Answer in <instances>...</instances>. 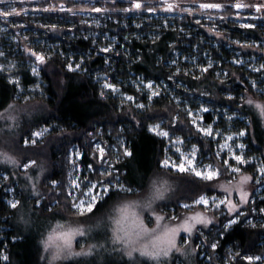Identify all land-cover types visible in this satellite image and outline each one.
Masks as SVG:
<instances>
[{"label": "clouds", "instance_id": "1", "mask_svg": "<svg viewBox=\"0 0 264 264\" xmlns=\"http://www.w3.org/2000/svg\"><path fill=\"white\" fill-rule=\"evenodd\" d=\"M21 2L35 7L27 28L30 35L10 38L9 47L11 40L16 41L13 55L21 58L16 63L24 68L51 66L55 71L49 82L41 80L27 95L18 92L0 98V169L11 168L24 181H17L20 191L11 200L18 201L17 206L0 211L9 214L17 228L34 235L39 249L35 264H232L238 253L229 244L227 255L222 256L217 251L221 245L218 237H224L242 217L241 228L246 230L247 240L235 243L248 250L256 241L250 250H257L253 257L260 259H253L252 264H264V218L257 214L254 221L244 213L234 215L240 205L248 202L253 190L264 188V136H257L258 130L264 132V7L257 10L251 6H264V0H243L244 6L239 9L234 7V0H219L216 4L202 0H136L135 4L132 0ZM234 9L248 11L258 26L248 29L241 25L243 32L229 28V22L239 23L233 17L241 16ZM28 14L29 8L23 7V15ZM110 20H116L126 34L120 44L116 36L103 33L104 52H116L106 60L103 72L91 64L85 68V59L70 72L58 67V62L67 60L65 51L60 50L64 45L68 46V54L91 56V51L85 53L81 45L91 40L95 46L99 30ZM6 31L0 29V71L11 72L8 66L14 62H3L9 55L3 47ZM171 33L175 38L168 42L165 37ZM136 42H142L148 52L139 53ZM25 44L42 49L45 60L35 64ZM164 44L166 49L162 48ZM161 51L163 54H158ZM109 77L135 86L133 91L138 94L125 96L119 87H113L110 96L101 84ZM69 81H84L90 86L80 103L93 99L103 105L102 114L88 121L91 126H112L118 143H124L129 135L139 140L142 132L156 141L152 165L141 171L138 186L119 183L125 186L121 188L116 184L98 192L96 199L84 203V207L75 190L65 194L62 179L55 178L58 164L52 158L54 148L59 149L69 137L84 135L85 131L74 122L53 118L58 115ZM50 88L54 95L48 91ZM117 98L119 112L113 104ZM211 116L218 119L208 122ZM43 124L47 126L41 129L39 141L32 136L25 143V135ZM118 124L123 127L116 128ZM68 126L77 130L69 132ZM163 140L167 144L161 153ZM30 160L35 163L25 168V161ZM7 179L0 171V183ZM67 187L72 189L73 185ZM9 191L15 192L12 188ZM236 197L239 200L233 203ZM229 201L236 207H228L226 216L223 206ZM118 204L129 205L122 217V226L129 235L121 232V239H114L113 229L118 225L111 227L109 210ZM132 213L144 224L147 221L148 229H154L136 243ZM197 214L204 219L195 218ZM157 215L161 217L159 222ZM60 219L77 224L81 231L67 235L70 246L46 247L49 230ZM185 220L187 225L174 233V246L170 242L173 236L165 234L153 242L150 253L135 250L163 233L165 226H180ZM213 243L216 247L209 248ZM2 259L8 260V255Z\"/></svg>", "mask_w": 264, "mask_h": 264}, {"label": "trees", "instance_id": "2", "mask_svg": "<svg viewBox=\"0 0 264 264\" xmlns=\"http://www.w3.org/2000/svg\"><path fill=\"white\" fill-rule=\"evenodd\" d=\"M53 2H56V0H53ZM11 4V3H10ZM18 7H28L29 8V14L28 16L20 15L19 20L20 22H25L26 27L28 28L32 18L33 13L31 11L32 8L35 7L34 4L24 5L19 4ZM240 11L241 16H244L246 14H249L246 10H233ZM52 15H55L53 13ZM134 18V16L132 17ZM236 17L234 16L233 19ZM15 18H11L10 21L16 22ZM4 22L9 29L11 28V24L8 23V20H5L3 18H0V22ZM129 23L131 24V18L129 19ZM34 27V25H33ZM229 28L236 27L240 29L241 32L245 31V29L241 28V25L232 24L229 22L228 24ZM25 27H18L19 32L16 34L14 31L12 32L14 34V37H23V36H29L30 32ZM25 29V31H24ZM13 30V29H12ZM100 31V37L98 43L105 44L103 42L104 35L103 33H107L108 36H116L120 44H123V35L126 33L123 30H120V26L117 24L116 20H110L106 22V26L99 30ZM250 31V30H249ZM175 38V34L171 33L170 35H166L165 39L168 42H171V39ZM10 40L6 39L3 36V47L4 49L9 53L8 58L12 59L14 61V67L9 73L10 75H15L19 79V85L17 86L16 82L11 81L8 75V72L6 71H0V98H8L10 93L15 94L18 93V88L27 89L33 85H36L41 80H44L45 82L50 81V74H54L53 68L49 66L48 68L39 67V77L37 78L34 74L31 73L29 67L24 68L21 67L16 61L21 59L20 57L14 56L12 51H10L9 47ZM54 43V42H49ZM117 46V48L120 47ZM22 46V41H21ZM84 47L85 53H87L89 50L91 51V56H85L84 54H76L71 55L68 54V46L64 45L60 49L61 51H65L67 55V60H65L63 63L58 62V67L62 68L65 72H70L67 64L69 59H74L78 64L81 59H85L86 63L84 65L85 68L88 67V64H91L92 68L98 69L99 71L103 72L104 70V64L106 60L108 59V55L110 57H114L116 55V52H103L98 47L97 44L95 46H92L91 40L87 41L85 45H81ZM163 49L167 48V44H164L162 46ZM39 50L40 48H33V50ZM136 49L139 53H147L148 50L144 47H142V42H136ZM42 50V49H40ZM131 51V49H130ZM158 54H163V52H159ZM225 55H230L229 53H225ZM145 59H147V56H145ZM92 61H95V63H92ZM114 66L115 65V62ZM139 74V73H137ZM95 75V73H93ZM112 79V78H111ZM114 83L120 84L122 86V83H120L116 79H112ZM43 87V85H41ZM89 85L87 82L81 81L79 84H76L74 81H69L68 90L66 94L63 96L60 104V109L57 116H54L55 119H60L62 121L67 122H74L78 125L79 128H84V135L71 138L69 137L64 143H62L59 147V149H53L52 152V158L57 162L58 167L56 171L55 178L62 179L63 185H64V191L67 195L66 191V182H67V176H68V150L69 147L72 145H76L82 150V155L79 159V163L82 166L92 164L95 167L98 165L95 164L94 160L96 159V153L93 151V143L91 141L92 138L98 139L101 138L102 134L106 135L107 131H110L112 135H117V132L112 129V126L107 124L102 125H96L95 127L91 126L88 121L92 120L94 116H98L102 114L103 105L99 102L89 99L86 104L80 103V99L87 95L89 90ZM124 92H127L129 94H134L133 88L130 86H126L123 88ZM100 86L97 85L95 87L96 94L99 95L100 92ZM51 95H54V91L50 88L48 89ZM111 96V95H110ZM115 111H120L119 106V99L113 101ZM40 126H47V124H43ZM34 127L31 129L29 133L26 135L31 139V133L34 129H37L38 127ZM123 127V125H116V128ZM77 129L72 128L68 126L69 132H75ZM97 130H99V134L97 135ZM91 133L92 135H89ZM153 136L155 134L152 133ZM264 136V135H263ZM130 141V143H129ZM126 144L129 148L130 155L125 156L123 155L122 160L115 163V169L117 175L120 176V182H122L126 187L131 186V184L139 185L140 183V173L141 171L148 170L152 165V155L155 152L156 149V141L155 139L146 132H142L140 134L139 140L133 139L131 135L127 136ZM165 142L164 140L160 144V151L163 153L164 151ZM92 154V156H91ZM26 162V161H25ZM97 172V168L95 169L94 174ZM96 175H98L96 173ZM52 177L49 178L51 180ZM130 183V184H129ZM264 192V191H263ZM6 197L7 192L5 189V184L0 183V208H9L10 206L6 203ZM264 208V193H261L260 196L254 197V200L249 202V205L246 209L245 216L251 217L254 221L257 218V214H259L262 218H264V214L260 211V209ZM243 223V217L241 218V221L237 222L232 226V228L225 234L224 237H218V239L221 240V245L218 246L217 251L220 252L222 256L227 255L226 249L229 244H231L232 251L234 253H238L233 259L232 264H252V261H248L245 259H242L243 257L248 256H254L255 254H258L257 250H250L251 248L255 247L256 241H253L252 244L249 245L248 250H244L242 246L237 247L235 242H238L240 244H244L247 240V232L245 229L241 228V224ZM0 229H3V232L5 233L4 240L0 242V245L4 249L5 253L8 255V260H5L3 262H0V264H35L36 260L38 259V246L35 243V237L34 235H31L29 232H25L20 228H17L14 220L9 219V214L0 211ZM209 248H211V245H209ZM256 264H261L260 261H256Z\"/></svg>", "mask_w": 264, "mask_h": 264}, {"label": "rangeland", "instance_id": "3", "mask_svg": "<svg viewBox=\"0 0 264 264\" xmlns=\"http://www.w3.org/2000/svg\"><path fill=\"white\" fill-rule=\"evenodd\" d=\"M12 2H13V0H6V3L10 4ZM203 2L214 3V2H219V0H203ZM11 18L17 19V20H15L16 22L10 21ZM19 18H20L19 16H15V15L8 17V19H7L8 23L11 24V28L13 30L9 29L4 22H2V21L0 22V29H7V31L3 33V36L6 39L10 40L11 37H14V34L12 32L14 31L17 34L19 32L18 27L27 28L25 22L18 21ZM235 19L239 20V23H236L237 25H242V24H246V23H253V21L250 18V13L246 14L244 16L236 17ZM24 31H25V29H24ZM103 42H104V40H103ZM117 46H119V44ZM15 47H16V41L15 40H11L10 51L15 49ZM97 47L101 51L104 52L103 49L105 47V44L97 43ZM118 50H119V48H117V51ZM33 51L34 52L43 53L42 50H40V49L39 50L35 49ZM107 57L109 58L110 55H108ZM32 59H33V62L35 64H37V65L39 64L38 61H35V57L34 56H33ZM72 60H74V59L73 58L69 59V61H72ZM9 61L14 62L10 58H8L7 61H3V62L6 63V62H9ZM68 64H69V62H68ZM68 64H67V66H68ZM76 64H78V63L76 62L75 64H73V68H75ZM29 69H30L31 73L34 74L32 72V68L29 67ZM9 73L10 72H8L9 78H10L11 81H13L11 79L12 75H10ZM34 75L37 78L39 77V75H36V74H34ZM145 82H147V81H145ZM101 84H103V85L112 84L114 87H119L121 92H123L125 94V96H127V95L135 96V95L138 94V93L129 94L127 92H124L123 88L126 87V86H130V84L128 82H124V83H122V86H121L120 84L114 83V81L111 79V77H109V80H102ZM34 86L35 85L27 88L26 90L19 87L18 90H19V92H23L25 95H27L28 93H31V92H33L35 90ZM130 87L134 89L135 86H130ZM104 90L107 91L109 93V95H112L111 88H108V87L105 86ZM216 119H218L216 116H211L210 118H208V122H212L213 120H216ZM43 127H46V126H40L37 129H34L32 132L41 131V129ZM153 134H155V133L153 132ZM263 135H264V132H260L259 130L257 131V136H263ZM31 136H32V133H31ZM116 136L117 135H115V134L112 135L110 133V131H107L106 135L105 134L101 135V138H98V139L92 138L91 139V141L93 143V146H92L93 151H95V153L97 154L96 155V159L94 160V162L98 166L95 167V168H94V166L92 164H88V165L82 166L79 163V159H80V157L82 155V150L79 147H77L76 145H72V146L69 147L68 154H67L68 155L67 157H68L69 169H68V176H67V182H66V191L68 193L69 191L75 190L74 194L76 196H78L79 197V201L80 202H84L85 205L88 202H90L91 195H96L98 192H102L103 191L102 190L103 189V185L107 184V185H109V189H111L118 182L122 183V182H120V176L117 175V173H116L117 171L115 169V163L120 161V160H122L121 157L123 155H125L124 154V150L127 149L128 152H129V148H128L126 142L118 143L117 139H116ZM24 139L30 140V138L27 135H25ZM36 139H37V141H39L40 138L36 137ZM164 142H165V145H166L167 141L164 140ZM97 146H99V147H97ZM91 156H92V154H91ZM125 156H128V155H125ZM225 158H227V156ZM25 163H27V161ZM96 168H97V172L96 173L98 175H96V173L94 174ZM0 171L3 172V175L8 177V179L6 181H4L5 189H6V192H7L6 203L8 204V202L13 199V196L17 195L19 193V191H20V189L18 187V184H17V181H19V183H23L24 181H23V177L22 176H18L16 174V172L14 170H12L11 168L0 169ZM21 171H23V170H21ZM105 173H109L110 175H105ZM72 180H76L77 181L78 187L73 185V188L69 189L67 187V185L71 184ZM93 185H95V187H92ZM10 188L14 189L15 192L9 191ZM263 191H264V188H261L259 192L253 190L250 193V196L248 198V202L246 204L240 205L237 208V212L234 213V215L235 214H239V213L246 214V209H247V207L249 205V202L254 200V197H258V196L261 195V193H264ZM238 200H239V197H236L233 200V203H237ZM122 206H123L122 204H118V205H116L115 208H112V209L109 210V218L111 220V227L112 228L116 227V224H115L114 221H115V219L119 218L120 213H119L118 209L120 207H122ZM223 210L225 212V215L227 216V214H228V205L227 204H225L223 206ZM262 214H264V212H262ZM153 219H154V215H153ZM59 222H60V224L64 225V228L62 230H67V228H69V227H77L78 226L77 224H74V223H72L70 221H66L64 219H60ZM54 226H55V224L52 225V227H54ZM145 226L146 227L148 226L147 221H145ZM152 226L154 227L155 224H153ZM49 231H51V230H49ZM4 237H5V233L3 232V229H0V242L4 240ZM198 242H199L198 240L194 241V243H198ZM4 254H6V253H5L4 249L2 248V246L0 245V262L5 261V260L2 259ZM248 257H253V256H248ZM242 259L250 261L249 259H247V257H243Z\"/></svg>", "mask_w": 264, "mask_h": 264}, {"label": "snow or ice", "instance_id": "4", "mask_svg": "<svg viewBox=\"0 0 264 264\" xmlns=\"http://www.w3.org/2000/svg\"><path fill=\"white\" fill-rule=\"evenodd\" d=\"M133 4L136 3V0H132ZM202 3H206V2H203L202 0ZM217 2H214V3H206V4H216ZM19 4H22L21 0H13V2L11 4L9 3H6V0H0V17H3L5 20L8 19V17L10 16H20L23 14V7H18L17 5ZM244 6V2L243 0H239V2H236V0H234V7L236 9H239V8H242ZM253 8L257 9V10H260L262 7L261 4L259 3H256L254 5H251ZM237 15H239L237 13ZM244 27L248 28V29H253L255 27H257L258 25H256L255 23H246V24H242ZM16 37H13V39H15ZM21 39H24V37H20ZM25 49L29 52V53H32V55L35 57V61H39V62H43L45 60V56L43 53H40V52H34L33 51V48L29 47L27 44L24 45ZM104 51H107V48L104 49ZM0 55H3V53H0ZM9 69L13 68L14 65H9L8 66ZM75 67H79L78 64L75 65ZM3 68V65H0V69ZM68 68L69 70H72L73 69V64L72 63H69L68 64ZM262 68H264V66H262ZM32 72L36 75H39V68L37 66H33L32 67ZM11 79L13 81L16 82L17 86L19 85V79L18 77H16L15 75H13L11 77ZM38 86V85H36ZM106 87L108 88H113L114 86L112 84H106L105 85ZM46 130V129H45ZM42 131H35L32 133V136H35V137H40L42 136ZM29 140H26L25 143H28ZM33 143H35V141H32ZM99 147V146H97ZM124 154L125 155H130V153L128 152L127 149L124 150ZM3 156L9 158V159H13L12 157H8V154L7 153H3L2 154ZM237 159H239V157H237ZM35 161H28L24 167L25 168H28L30 164H34ZM105 175H110L109 173H105ZM53 184L56 183V181H52ZM71 184L72 185H75L78 187L77 185V181L76 180H72L71 181ZM117 185L121 188H124L125 186L122 185V184H119V182L117 183ZM92 187H95V185H93ZM109 188V185H103V189H108ZM90 191V190H89ZM246 195V194H245ZM91 199H96V195H91ZM243 199V197H242ZM19 202L18 201H11L10 202V206L11 207H16L17 204ZM81 207H84V202H81L80 204ZM228 207H229V210H233L236 205L232 204V202H228ZM129 208V205L128 204H124L120 209H118V211L121 213V217L115 219V223L118 225L117 228L113 229V233H114V239H121V235L119 233L121 232H124L125 236H128L129 235V232L125 231V229L123 228L122 226V217L124 215L127 214V210ZM261 212H264V208L260 209ZM133 217H134V228H135V236L137 237V240L134 242H138L139 241V238L144 236V235H147L151 232L154 231V229H148L143 220L135 213H132ZM197 219H204L203 217H200L199 214L196 215ZM161 219V217L159 215L156 216V220L157 222H159ZM188 223L187 220H185L182 225L180 226H176V225H173V226H165L164 228V232L163 233H157L155 236H152L151 238V241H148V242H145L143 244H140V247L138 249H135V250H140L142 251L144 254H148L151 252V248H152V245H153V242L155 241H158L160 236L161 235H170V236H173V238L171 239V244L174 246L175 245V240H174V233L175 231L177 230L178 227H181V226H186ZM231 223V221H230ZM64 228V225L60 224V223H57L54 227H52L51 231L48 233V238L45 240V246L47 247L49 244L59 248L61 247L62 245H68L70 246V239L67 238V235L69 234H74L76 232H79L81 231V228L79 226L77 227H69L67 228V230H62ZM213 248L216 247V244L213 243L211 245ZM131 254V253H129ZM247 259H249L250 261H252L253 259H256V260H259L260 258L256 257H247Z\"/></svg>", "mask_w": 264, "mask_h": 264}]
</instances>
